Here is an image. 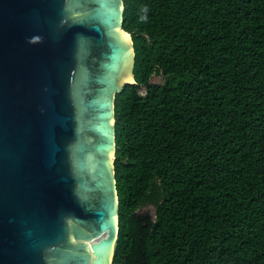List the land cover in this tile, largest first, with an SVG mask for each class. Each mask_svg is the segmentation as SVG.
Returning a JSON list of instances; mask_svg holds the SVG:
<instances>
[{
    "label": "trees",
    "instance_id": "obj_1",
    "mask_svg": "<svg viewBox=\"0 0 264 264\" xmlns=\"http://www.w3.org/2000/svg\"><path fill=\"white\" fill-rule=\"evenodd\" d=\"M122 28L112 264H264V0H123Z\"/></svg>",
    "mask_w": 264,
    "mask_h": 264
},
{
    "label": "water",
    "instance_id": "obj_2",
    "mask_svg": "<svg viewBox=\"0 0 264 264\" xmlns=\"http://www.w3.org/2000/svg\"><path fill=\"white\" fill-rule=\"evenodd\" d=\"M123 0H0V264H112Z\"/></svg>",
    "mask_w": 264,
    "mask_h": 264
},
{
    "label": "rangeland",
    "instance_id": "obj_3",
    "mask_svg": "<svg viewBox=\"0 0 264 264\" xmlns=\"http://www.w3.org/2000/svg\"><path fill=\"white\" fill-rule=\"evenodd\" d=\"M162 80V76L160 74H153L150 77V82H160ZM138 212L141 213H148V214H153L154 210H153V206L151 205H145L142 206L138 209Z\"/></svg>",
    "mask_w": 264,
    "mask_h": 264
}]
</instances>
